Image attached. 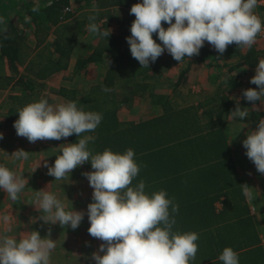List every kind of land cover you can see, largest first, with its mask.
<instances>
[{"label":"trees","instance_id":"obj_1","mask_svg":"<svg viewBox=\"0 0 264 264\" xmlns=\"http://www.w3.org/2000/svg\"><path fill=\"white\" fill-rule=\"evenodd\" d=\"M136 2L0 0V90L12 88L15 91L10 96L12 104L4 120H0V132L18 119L17 111L27 103L41 97L53 99L49 93L38 91V85L72 67L70 78L77 81H73V86L61 87L55 94L67 101H76L85 110L103 114L94 131L81 134L94 137L89 144L92 151L111 148L123 152L133 148L141 164L140 174L133 183L144 180L149 192L165 189L179 206L174 229L199 233L198 251L191 264H222L218 256L229 245L220 241L216 249L215 234L204 228L214 224L218 216L214 202L223 195L235 200V214L240 213L239 207L245 209L242 204L245 189L233 154L234 149L244 147L243 139L241 143L237 138L230 112L239 101V106L249 113L239 120L250 122L253 129L264 118V104L261 109L260 101L252 105L242 95L244 89L258 87L246 76L264 59V48L233 43L221 56L205 42L194 60L186 63L176 79H171L167 77V70L181 61L174 60L167 51L149 67H142L130 53L126 37L131 34L130 26L135 19L130 8ZM37 5L38 10L33 11ZM258 8L264 11V5ZM9 10L14 11L17 18L8 13ZM91 15H95L96 21L111 35L108 39L94 36V42L85 52H78L76 45L82 35L89 33L87 25ZM113 23H117L118 31L110 29ZM162 23L168 27L167 23ZM30 35L35 45L29 42ZM153 36L159 42L155 33ZM74 53H77L75 59ZM218 57L223 59L219 61ZM235 57L238 60L232 64ZM90 62L105 68V72L89 89H84L79 87L78 81L85 80ZM201 62L215 71L208 77L213 90L203 99L204 104L198 106L190 102L192 92L185 88L192 67ZM224 70L225 80L221 81L220 74ZM137 102L152 104L161 113L140 122L121 120L119 107H132ZM79 138L77 134L67 137L69 143ZM84 165L92 171L90 162ZM228 206L231 205L226 202L225 209ZM244 254L239 255L240 264H264V258L262 263L259 259L251 263L243 258Z\"/></svg>","mask_w":264,"mask_h":264},{"label":"clouds","instance_id":"obj_2","mask_svg":"<svg viewBox=\"0 0 264 264\" xmlns=\"http://www.w3.org/2000/svg\"><path fill=\"white\" fill-rule=\"evenodd\" d=\"M261 5L264 0H137L130 8L135 19L126 37L130 53L142 67H149L165 51L179 62L198 55L205 42L221 56L233 43L251 48L259 34L264 36V20L255 11ZM37 10L38 5L33 8ZM88 19L89 33L109 38L111 32L101 27L95 15ZM250 83L258 87L244 89L243 97L252 105L256 101L264 104V59L258 61ZM17 112L13 125L16 134L29 142L61 140L73 134L80 137L61 148L48 166V174L62 180L77 166L90 162L92 171L84 173L93 188L87 205L88 233L103 241L92 253L95 264H191L198 251L199 233L174 229L179 206L165 189L149 192L144 180L133 183L141 171L135 150L106 148L93 152L89 144L94 137L81 135L100 125L102 113L85 110L74 100L52 104L46 97L27 103ZM230 113L241 120L249 115L239 101ZM243 146L256 170L264 174V118L248 131ZM12 154L16 160L29 158L23 149ZM25 186L20 174L0 164V189L11 200H18ZM244 191L248 195L247 189ZM34 200L45 222L76 229L84 219L83 210L66 207L54 192L37 191ZM55 247V240L41 236L38 230L19 238L0 234V264H49ZM218 260L240 264L239 253L231 246L223 248Z\"/></svg>","mask_w":264,"mask_h":264},{"label":"crops","instance_id":"obj_3","mask_svg":"<svg viewBox=\"0 0 264 264\" xmlns=\"http://www.w3.org/2000/svg\"><path fill=\"white\" fill-rule=\"evenodd\" d=\"M111 28L112 30L118 31V28ZM50 38H53V36L51 35ZM94 38L95 37L91 33L82 35L76 45V51H79V46L81 45L80 42L84 44V40H86L87 44H85L89 46L90 43L94 42ZM80 47L81 51L86 49V47ZM75 56H77V53H74V59L76 58ZM101 68L104 69L102 72L104 76L105 68ZM70 70H72V67L66 71L55 73L46 81H44L43 85L39 84L37 90L42 94L49 93V96H51L55 94V91L59 90L61 87L73 86L71 83L69 84V81L72 82L76 80H71L70 77L73 74ZM86 70L87 71L85 72L84 77H88L90 73V69ZM69 72L71 74L70 76H68ZM49 83L51 84L48 85ZM91 85L85 87L84 89H89ZM45 86L47 87L45 90L46 93L41 90ZM51 87H54L53 91H51ZM51 97L53 99H49V102L52 104H59L60 102L62 103L67 101L57 94ZM205 98L206 95L204 94L202 97H200L201 102H196L192 96L190 102L196 103L198 106H200ZM160 113L161 112L157 107L143 102H137L132 107L122 105L118 109V115L120 119L124 121L140 122L147 118L154 117L155 115H159ZM252 129L253 128L250 126V128L247 129V133ZM239 141L242 143V139ZM233 154L236 161L237 171L242 178V185L244 189H247L248 192V195H245L244 197V202H242V204L245 206V209H243V207H239L240 213L235 214L234 211L236 210L234 209L235 207H233L235 205V200L233 198H227L223 195L214 202L215 211L218 215L216 218H214V224L204 229L212 231L215 234L216 249L219 248L220 241H226L227 245L233 247L240 256H242L241 254L245 253L243 258L250 260L249 262L255 263L259 259V262L262 263L264 258V174H261L256 170L254 163L246 156V149H244V147H242L241 150L234 149ZM81 166L83 169H81L79 172H81L83 182L75 183L74 185L72 181L74 179L71 178V175L74 172L73 169L68 178H65L66 182H63V179L55 180L53 181V184H45L43 188L44 191H52L56 195L63 194L59 196V198L66 207L73 206V208L77 210H83L85 212L84 219L76 229H72L69 226H62L59 224V222L52 223V228L54 229L52 230V236L55 238L61 237V239L55 240L56 247L52 250L49 264H95V262L91 259L92 253L97 251L99 245L103 243V241L92 237L88 233L90 222L87 217V205L92 200L93 188L89 186V181L84 175L85 172L89 171L88 168L84 164ZM44 170H48V168H45ZM226 202H229L231 206H228L225 209ZM244 210H246V212ZM42 214L43 213H40L38 210L35 215L30 214V216H28V218H32L31 222L34 221V223H32V226L29 227L28 232L25 231L22 236L30 233L33 230H38L41 236H50L51 230L49 229L50 231L47 232L46 229V225L48 224L49 226V222H45L41 218ZM24 216L26 219L27 215ZM37 223L38 226L35 228ZM252 249H255L256 252L254 251L251 253L250 251Z\"/></svg>","mask_w":264,"mask_h":264},{"label":"rangeland","instance_id":"obj_4","mask_svg":"<svg viewBox=\"0 0 264 264\" xmlns=\"http://www.w3.org/2000/svg\"><path fill=\"white\" fill-rule=\"evenodd\" d=\"M88 10V9H86ZM256 13L264 20V11L257 8ZM1 12L4 14L6 13L5 10H1ZM13 17L17 18V15H15L14 11L12 13V10L8 11ZM79 13V12H78ZM76 12V14H78ZM117 29V23H113V29ZM112 29V28H111ZM29 42L32 45H35L34 38L30 35ZM86 40H84V44L80 42V46L88 47V45L85 44ZM85 45V46H84ZM255 45L257 47L264 48V36H258L256 39ZM79 46V51L81 52V47ZM210 47L214 50H216L212 45ZM227 56V55H226ZM186 59L178 63L177 65L172 66L169 68L166 72L167 77L171 79H176L179 71L186 66V63L189 61H193L195 58V55L192 57H185ZM223 59L222 57H218L217 59ZM232 64L236 63L238 60L236 57L232 59ZM88 69H90L89 76L85 78L84 81H78L81 88H85L90 86L91 84L96 83L102 76L103 71L101 67L98 66L96 63H90ZM214 68H207L203 65V63H198L197 65H194L192 67L189 84L185 88V90L190 89L192 92V96L194 97L195 101H200V97H202L204 94L207 95L211 90H213V87H211V83L209 81L210 77L213 73ZM225 70L220 74V80L224 81ZM70 72L69 75L70 76ZM255 75V70H249V74L246 77H249V79ZM77 81V80H76ZM72 84V82L69 81V84ZM49 83L48 85H50ZM41 89V88H40ZM47 87H43L41 90L45 92ZM51 91L54 90V87H51ZM15 91L12 88L6 89V90H0V120H4L6 112H8L9 107L12 104V99L10 98L11 94H14ZM46 93V92H45ZM53 96V95H52ZM58 99V98H57ZM58 101V100H57ZM56 101V102H57ZM201 102V101H200ZM59 103V102H57ZM61 103V102H60ZM261 109L263 108V105L261 104L259 106ZM232 116V115H231ZM231 125L235 126L237 131L239 133L237 134L238 139H246L247 136V129L250 128V122H243L240 121L237 118H230ZM13 124H7L3 128V130L0 133H3V138L0 139V164L5 165L12 169L13 171L17 172L22 176V178L26 181L25 189L22 193L19 194L18 200H11L7 193L0 189V234H6L9 236H16L21 237L25 231L28 232L29 227L32 226L31 222L32 218H28L30 214H34L38 212V204H35V193L37 191H44V185L45 184H53V181H55V177L48 174L47 169L48 166H51L57 156L60 154V150L62 147H64L68 142L67 138H62L61 140H37L36 142H29L26 137L18 136L16 134V129L14 128ZM23 149L25 151L29 152V158L27 160H16L14 155L15 151ZM245 149V148H244ZM47 162V164L45 163ZM77 169V171H76ZM82 166H77L74 169V172L71 175V178L74 185L75 183H81L83 182V178L81 177V171ZM45 172V173H44ZM79 172V173H78ZM68 178V177H67ZM63 182H66L65 178L63 179ZM52 192V191H50ZM63 195V194H61ZM57 194L58 198L61 196ZM26 213V214H24ZM26 219H25V216ZM33 215V216H34ZM24 219V220H23ZM29 220V221H28ZM38 223L35 228H37ZM51 227V228H50ZM47 232L50 230V238L54 240H60L61 237H53L52 236V223L49 222L46 225ZM45 229V230H46ZM50 229V230H49Z\"/></svg>","mask_w":264,"mask_h":264},{"label":"built area","instance_id":"obj_5","mask_svg":"<svg viewBox=\"0 0 264 264\" xmlns=\"http://www.w3.org/2000/svg\"><path fill=\"white\" fill-rule=\"evenodd\" d=\"M67 10H70V8H67Z\"/></svg>","mask_w":264,"mask_h":264}]
</instances>
